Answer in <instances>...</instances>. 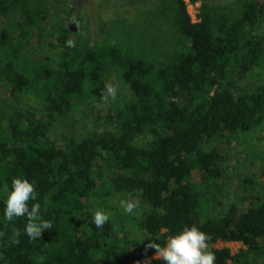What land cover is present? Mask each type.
Wrapping results in <instances>:
<instances>
[{"label":"trees","instance_id":"obj_1","mask_svg":"<svg viewBox=\"0 0 264 264\" xmlns=\"http://www.w3.org/2000/svg\"><path fill=\"white\" fill-rule=\"evenodd\" d=\"M79 10L72 5L57 26L40 0H0V18L8 24L0 29V85L9 95L0 98V264H142L155 256L149 243L163 247L193 225L212 235L215 264H257L264 258V196L243 212L235 204L222 208L213 189L222 175L214 142L264 124V84L240 85L264 64V0L203 3L198 22L185 0H173L160 55L148 50L149 37L119 22L91 44L66 26ZM141 28L149 30L148 24ZM45 34L59 49L49 61L36 56L30 43ZM111 74L132 93L116 109V127L78 139L68 124L63 148L49 137L51 124L42 113L22 103L34 96L49 111L63 108L72 117L77 105L102 101ZM146 132L154 140L135 145ZM195 171L199 183L192 179ZM16 177L35 183L38 199L30 203H40L53 225L35 240L20 235L19 243L13 229L23 232L26 218H4ZM130 193L143 206L141 238L111 218L96 228L92 199ZM219 242L246 249L233 255L215 248Z\"/></svg>","mask_w":264,"mask_h":264},{"label":"rangeland","instance_id":"obj_2","mask_svg":"<svg viewBox=\"0 0 264 264\" xmlns=\"http://www.w3.org/2000/svg\"><path fill=\"white\" fill-rule=\"evenodd\" d=\"M49 5L51 12L50 21L60 25L65 19L66 13L72 5L80 8L72 18L66 22L78 29V33L89 37L91 44L103 41L109 36L112 27L116 22L119 26L130 31L137 30L138 33L151 40L149 51L160 55L163 52V38L166 36L167 29L170 27L171 8L173 0H40ZM189 14L192 19L199 18L200 8L203 3L209 5H219L231 3L236 0H198L192 3L185 0ZM81 6V7H80ZM50 23V22H49ZM148 24L149 30L143 32L141 25ZM7 22L0 18V29L6 28ZM51 28V24L48 25ZM53 33V31H51ZM37 35L30 38L31 47L36 56L43 61L53 59L59 49L56 48L55 41L45 34L39 42ZM179 38V34L175 35ZM111 82L118 85V93L115 101L104 104L90 100L88 103L77 105L72 112V117L67 118L63 108H55L49 111L43 106V102L34 96H24L23 105L32 107L37 112L42 113L41 117L50 122L51 127L48 135L58 147L63 148L67 134V125L74 126L78 139H81L92 132L112 130L116 127V109L123 106L132 99L130 89L123 85L118 76L111 74L107 78V83ZM1 83V82H0ZM264 84V64L254 68L240 80L241 86L250 89H257ZM0 98L9 100L6 88L0 85ZM2 103L0 101V108ZM154 140L150 132L138 136L134 144L146 146ZM221 150V178L217 187L213 189L217 192L222 203V208L230 204H235L240 211H245L251 204H255L264 196V124L249 132H241L233 137L226 135L217 138L214 142ZM194 182H200V173L193 172ZM128 198L125 195H114L110 200L102 197L92 199L91 206L95 210L103 209L108 212L110 218L116 226L132 235V238H141L142 231L139 226L140 215L143 206L139 200L138 208L132 213L127 214L120 207V200ZM227 209V208H226ZM215 248H229L233 255L239 254L246 249L241 243L219 242ZM264 256V255H262ZM155 256L149 258L144 264H151ZM251 260V259H250ZM243 264V262L241 263ZM257 264H264V258H259Z\"/></svg>","mask_w":264,"mask_h":264},{"label":"clouds","instance_id":"obj_3","mask_svg":"<svg viewBox=\"0 0 264 264\" xmlns=\"http://www.w3.org/2000/svg\"><path fill=\"white\" fill-rule=\"evenodd\" d=\"M69 43H71L69 41ZM118 93V85L108 82L101 93V100L104 104L115 101ZM138 191V190H137ZM38 192L34 182L27 178H13L11 191L6 199L4 208V218L8 222H13L18 218H26V224L21 232L14 228L15 243H19V237L26 234L30 239L43 237L45 230H51V221L45 220L41 214L40 203H30L37 201ZM120 207L127 214H132L138 208V202L130 193L128 198L120 200ZM110 216L107 211L98 209L92 218V223L100 229L109 221ZM4 233H0L2 237ZM212 235L201 231L195 225L184 227V229L168 238L165 246L161 247L157 243H149L148 248L155 250V259L163 260L165 264H215V252L211 249L209 241Z\"/></svg>","mask_w":264,"mask_h":264},{"label":"water","instance_id":"obj_4","mask_svg":"<svg viewBox=\"0 0 264 264\" xmlns=\"http://www.w3.org/2000/svg\"><path fill=\"white\" fill-rule=\"evenodd\" d=\"M80 7H81V6H80ZM69 26H70V30H71L72 32H78V29H77V28H74V26L72 25V23H70Z\"/></svg>","mask_w":264,"mask_h":264},{"label":"built area","instance_id":"obj_5","mask_svg":"<svg viewBox=\"0 0 264 264\" xmlns=\"http://www.w3.org/2000/svg\"><path fill=\"white\" fill-rule=\"evenodd\" d=\"M198 21H199V19H198L197 17H196L195 20H193V22H198ZM148 260H149V259H147L146 261H144L142 264L146 263Z\"/></svg>","mask_w":264,"mask_h":264}]
</instances>
